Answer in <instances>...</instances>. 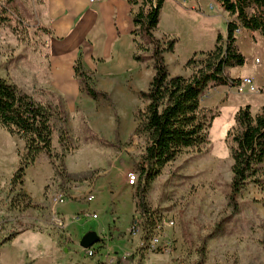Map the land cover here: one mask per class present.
<instances>
[{"label": "rangeland", "instance_id": "rangeland-1", "mask_svg": "<svg viewBox=\"0 0 264 264\" xmlns=\"http://www.w3.org/2000/svg\"><path fill=\"white\" fill-rule=\"evenodd\" d=\"M40 4L41 0H12L10 7L15 13L11 16V24H0V75L38 101L63 109L60 100L30 82L24 72L31 66L32 74L40 73L41 69L36 65L49 58V35L36 18ZM213 5V9L204 7L199 11L177 13L174 0H166L154 34L163 46L169 38L176 39V51L163 53L172 75H189L191 69L186 66L187 61L193 56L203 57L201 51L212 50L219 34L226 36L228 21L235 16H230L217 2ZM164 32L170 36L161 35ZM236 33L246 62L228 68L227 73L230 76H254V79L250 78L255 90L248 85L243 91L237 90V86H216L204 95L202 105L215 115L208 131V143L183 151L148 186L147 201L156 211L158 222L168 218L175 221L172 228L162 233L163 238L172 240L171 251L144 252L143 264H264V190L259 183L250 181L237 196L236 204L230 202L233 159L227 139L240 106L251 104L254 114L264 106V36L259 32L252 35L250 31ZM136 38L135 55L143 56L142 61L137 60L140 67L129 74V83L115 86L119 100H111L110 93L109 99L100 97L97 101L111 114L117 112L118 115L112 118L116 123L115 130L106 135L97 134L86 121L82 132H75L68 127L64 109L66 121H56L55 150L59 153L62 146L57 134L66 130L64 145L68 149L63 162L67 172L66 159L75 150L82 152V158L92 164L85 165L90 167L89 170L67 180L55 171L52 180L43 188L47 170L41 163L30 168L33 164L25 175L26 189L33 192L32 198L25 187V195L19 193V188L12 190L11 180L18 168V160L12 149H0V264H103L101 253L89 257L79 242L87 231L98 230V225L106 219L114 223V206L106 204L107 208L102 209L103 205L98 206L97 200L89 203L86 192L99 178H107V172L113 177V183L121 181L124 184H128L129 172L137 173L134 165L145 145L144 138L135 132L137 113L147 105L140 93L148 89L154 68L153 45L138 31ZM121 127L128 132H120ZM0 128L7 131L1 125ZM259 176L264 182V173ZM137 184L136 181L131 185L134 199ZM42 188L45 200L38 204ZM118 190L116 202L120 198ZM58 192L65 196V203L57 202L58 205L52 207L50 203ZM75 205L77 207L67 209ZM65 208L67 211H63ZM94 208H99L101 218L92 219L81 235L82 227L78 223L83 221L77 216ZM118 214L117 223L125 231L133 221L131 213L121 211ZM15 233V237L1 243L2 239ZM99 244L96 243L94 248L99 250Z\"/></svg>", "mask_w": 264, "mask_h": 264}, {"label": "trees", "instance_id": "trees-1", "mask_svg": "<svg viewBox=\"0 0 264 264\" xmlns=\"http://www.w3.org/2000/svg\"><path fill=\"white\" fill-rule=\"evenodd\" d=\"M128 1L139 7L133 14L137 31L153 45L154 75L148 89L140 93L147 105L144 110L138 111L135 129L136 134L145 140L143 152L134 166L138 174L135 205L144 223L142 239L146 240L159 219L148 204V186L183 151L201 148L208 143V131L215 115L202 105L203 97L216 86L240 85L241 78H233L227 73L228 68L242 66L246 62L237 44L236 32L245 28L264 36V0H214L235 18L228 21L226 36H217L212 50L201 51L203 57L193 56L187 61L186 66L191 69L189 75H172L169 72L163 53L174 50L176 39L169 38L163 46L154 34L165 0ZM11 2L0 0L1 25L11 24V16L15 13V9L10 7ZM134 58L143 60V56L139 55H134ZM75 73L83 90L91 97L109 99L107 93L94 87L92 76L84 70L81 59L77 60ZM63 114L60 106L38 101L0 75V125L25 141V149L20 153L19 165L11 180L12 190L19 188V193L25 195L26 170L41 152L47 154L63 180L74 178L75 175L67 172L63 162L68 149L64 145L66 130H61L59 136L62 152H57L53 145L56 121L62 120ZM227 139L233 159L230 202L236 204L237 196L248 182L259 183L264 190V182L259 176L264 173V106L255 114L251 105L241 106L235 114V125L227 132ZM15 235L2 239L1 243ZM138 251L129 257L132 264H143L144 254Z\"/></svg>", "mask_w": 264, "mask_h": 264}, {"label": "crops", "instance_id": "crops-1", "mask_svg": "<svg viewBox=\"0 0 264 264\" xmlns=\"http://www.w3.org/2000/svg\"><path fill=\"white\" fill-rule=\"evenodd\" d=\"M165 2L166 0L164 5ZM214 2V0H174L175 8H177L175 12L199 11L203 10L204 7L213 9ZM164 5L161 9L157 28L162 18ZM138 8V5H133L128 0H102L94 4L90 0H41L36 18L41 27L49 30V32L44 30L49 35V58L46 62L40 61L36 65L41 69L40 73L32 74L31 66L25 68L24 72L28 74L30 82L33 81L38 87L51 93L55 99L60 100L68 116L66 119L69 124L68 127L74 129L75 132H78L77 130L82 132L86 121L97 134L106 135L111 130H115L116 123L112 118L118 115L117 112L111 114L106 106L97 103L100 97L95 99L83 90L81 80L75 73V65L77 60L81 59L84 70L92 76L94 87L107 93L108 96L111 93V100H119L115 86H123L129 83L128 80L131 79L129 74L140 67L139 61L133 57L138 46L136 34L134 33L137 32V26L133 21V14ZM242 31L249 30L242 28ZM250 34L252 33L250 32ZM161 35L170 36V33L164 32ZM236 36L238 41L239 34ZM174 50L176 51V44ZM231 77L241 79L251 77L254 79L252 75H235ZM77 126H80V128H76ZM120 130V132L127 131L122 127ZM59 136L60 133L57 134L58 142ZM16 139L19 141H16ZM55 141L56 133L54 132V147L56 145ZM0 149H12L16 154L19 165L20 153L25 149V141L7 131L4 132L0 128ZM82 156L84 154L79 150H75V152L68 155L66 160L69 173L78 174L90 169L85 165L92 164ZM39 163H41L44 170H47V176L45 175L46 178L42 183L44 188L54 177L55 169L45 152L38 155L34 165L30 168L36 167ZM106 177L99 178V181L95 182L91 189L86 192L88 195L94 194L95 198L92 202L97 200L98 206L103 205L102 209L107 208L106 204L114 206V223L108 218L98 225V230L95 229L103 239L99 244L102 263L114 258L117 264H132L129 259H124V256L138 250L142 237L140 234L131 232L132 223L124 231L117 221L120 219L118 213L121 211L131 213L133 220L139 216L135 205L134 189L131 185L124 184L121 181L113 183L111 180L113 177H110L108 172ZM23 187L28 188L26 177ZM43 188L40 197H38V199L40 198L38 204L43 203V200H45L43 199ZM74 189L80 191L77 190V187H74ZM26 190L33 198V192ZM117 190L120 198L116 202L115 193ZM58 194L59 192L54 195L50 203L52 207L59 203L54 200ZM75 207L77 205L70 206L67 209L70 210ZM80 208L84 210L82 206ZM67 209L65 208L63 211H67ZM83 212L89 215L96 214L97 218L93 220L101 218L99 208ZM89 215L87 218L83 215V222L78 223L82 227L81 235L86 232L84 228L87 224L93 221L89 218ZM121 232H124V234L121 235Z\"/></svg>", "mask_w": 264, "mask_h": 264}, {"label": "built area", "instance_id": "built-area-1", "mask_svg": "<svg viewBox=\"0 0 264 264\" xmlns=\"http://www.w3.org/2000/svg\"><path fill=\"white\" fill-rule=\"evenodd\" d=\"M102 0H90L91 3H98ZM237 32H241V29H238ZM253 79H251L250 77H244L241 79V83L239 86H237V89L239 91H243V87L245 85H248L249 88L251 90H255V86L253 84ZM138 178L137 173L135 172H129L128 173V184L129 185H133L136 183ZM95 196L94 194H89L87 195V201L88 202H92L94 200ZM54 200L56 202L59 203H64L65 202V196L62 193H59ZM83 215L86 216V218L88 217V213L83 212V214H80L77 217H81L83 218ZM89 218L91 219H95L97 218L96 214H90ZM84 219V218H83ZM175 225V221L168 218V219H161L159 222L156 223L155 227L153 228V230L151 231V233L149 234L148 238L146 240L141 241L140 247L138 248L139 251L144 254V252L146 253H151V252H156V251H160V252H170L171 248H172V240H170L169 238H163L162 237V233L165 232V230L167 228H172ZM131 232L133 234H140L141 236H143L144 234V223H143V219L141 217V215L137 216L134 218V220L132 221V225H131ZM86 255L89 257H95L97 256L100 252L98 249L94 248V246L85 249ZM135 253V252H134ZM128 254L126 256H124V259H129L130 255ZM130 260V259H129ZM103 264H117L116 260L114 258H110L107 261L103 262Z\"/></svg>", "mask_w": 264, "mask_h": 264}, {"label": "water", "instance_id": "water-1", "mask_svg": "<svg viewBox=\"0 0 264 264\" xmlns=\"http://www.w3.org/2000/svg\"><path fill=\"white\" fill-rule=\"evenodd\" d=\"M101 241V236L95 230L87 231L80 239L79 245L88 249Z\"/></svg>", "mask_w": 264, "mask_h": 264}]
</instances>
